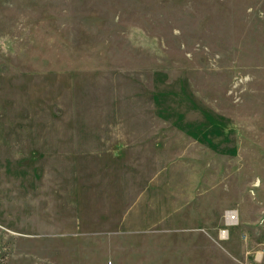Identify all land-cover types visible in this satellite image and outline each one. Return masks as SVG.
I'll use <instances>...</instances> for the list:
<instances>
[{
  "label": "rangeland",
  "instance_id": "374dc122",
  "mask_svg": "<svg viewBox=\"0 0 264 264\" xmlns=\"http://www.w3.org/2000/svg\"><path fill=\"white\" fill-rule=\"evenodd\" d=\"M0 264H264V0H0Z\"/></svg>",
  "mask_w": 264,
  "mask_h": 264
},
{
  "label": "built area",
  "instance_id": "2783aa9c",
  "mask_svg": "<svg viewBox=\"0 0 264 264\" xmlns=\"http://www.w3.org/2000/svg\"><path fill=\"white\" fill-rule=\"evenodd\" d=\"M235 216L236 214L234 211H229L225 216L226 223L228 225L232 224L235 219ZM219 232L221 233V235L226 236L228 234V228H221Z\"/></svg>",
  "mask_w": 264,
  "mask_h": 264
}]
</instances>
